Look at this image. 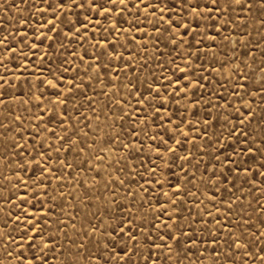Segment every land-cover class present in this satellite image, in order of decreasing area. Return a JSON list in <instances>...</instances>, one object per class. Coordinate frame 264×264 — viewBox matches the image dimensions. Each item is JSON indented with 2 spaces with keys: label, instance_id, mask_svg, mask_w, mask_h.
I'll list each match as a JSON object with an SVG mask.
<instances>
[{
  "label": "snow or ice",
  "instance_id": "6c2138e0",
  "mask_svg": "<svg viewBox=\"0 0 264 264\" xmlns=\"http://www.w3.org/2000/svg\"><path fill=\"white\" fill-rule=\"evenodd\" d=\"M0 12V264H264V0Z\"/></svg>",
  "mask_w": 264,
  "mask_h": 264
},
{
  "label": "rangeland",
  "instance_id": "374dc122",
  "mask_svg": "<svg viewBox=\"0 0 264 264\" xmlns=\"http://www.w3.org/2000/svg\"><path fill=\"white\" fill-rule=\"evenodd\" d=\"M0 2H2V0H0ZM7 15H9V13L0 12V17L7 16ZM11 15H12V16H15V15H16L15 9H13V10L11 11ZM97 18H99V17L97 16ZM39 19H40L39 16L35 17V20H36V21H39ZM81 20H82V24L86 23V24L88 25V34H89L90 37H96V36H98V35H101V34H97V33L94 31V26H93V22L91 21V18H90L88 21H84V20H83V16H81ZM103 26H104V25L102 24L101 27H103ZM84 35H85V33H84V31H83V28H82V30H81V36H84ZM253 38L255 39V37H253ZM77 39H79V37H78ZM109 39H111V37H109ZM56 47H57V50H56L54 53H52L51 55H49V56L47 57V59H49V60L52 61V64L44 63V61H43V59H42V57H41V53H40V52H37V53H36L34 59H33L31 56H29L28 59L31 61V64H34V65H36V66L39 68V71H40V72H44V73L46 74V73H47V70H48L50 67L53 68V71H55V67H53V65H55L56 67L59 66V65H58V61H57V57H60L62 53L64 54V57H63V58L66 60V59H69V58H70V57H68L66 54H67L68 52H71L73 48H75V50H76L77 52L82 51V49L80 48V46H79L77 43H75V42H73L72 44H66L65 48H59L58 46H56ZM85 47L88 48V51H89V52L91 51V48L88 46V42H87V41L85 42ZM43 51H44V46L42 45V46H41V52H43ZM25 53L27 54V50H25ZM73 62L75 63V61H73ZM22 63H23V61H19L18 64H17V67L19 66V64H22ZM7 67L12 68V65H7ZM28 71L31 72L32 75H28V76H27V79H28V81H29L30 83H32V82H34V80H35V76H36V75H39V72H36V70L33 69V68H31V67H29ZM3 73H4V69H3V68H0V75H3ZM17 74H19V73H17ZM71 74H72L71 72L68 73L69 76H70ZM49 78H51V77H49ZM17 83H19V84H20V87L23 88V86H24V85H23V77H22V79H21L20 82H17V81L15 80V78L13 77V78H12V84L15 85V84H17ZM41 87L43 88V86H41ZM15 91H19V89H15ZM52 91H53L52 89H47V90L45 91V95H46V96H51ZM53 99H54V97H53ZM73 176H75V172H73ZM87 178H88L89 180L91 179V174H90V173L87 174ZM66 180H67V178H66ZM52 187H59V185L57 184L56 181H53V182H52ZM65 191H71V192L73 193V196H78V195L81 194V190H80V189H78V188H72L71 185H68V186L66 187ZM0 192H3V195H5V196L8 195V191H7L5 188H3V187H0ZM53 194H54V193L52 192V190H51V188H50V189H49V195H53ZM17 195H18V193H17ZM37 196H38V197L40 196V193H39V192H37ZM41 199H46V198L41 197ZM57 202H58V203L61 202L59 198L57 199ZM63 203H65V204L68 205V206H67L66 208H64L63 210H64L65 212H71V211H72V206H71V205H72V201H70V200H68L67 198H65L64 201H63ZM46 206H48V205L46 204ZM8 207H9L8 205H4L5 210H7ZM17 214L19 215L20 213L17 212ZM3 215H4V213L0 212V218H2ZM55 228H56V225H55V223H53V225H52V230H55ZM52 264H56V261H52Z\"/></svg>",
  "mask_w": 264,
  "mask_h": 264
}]
</instances>
